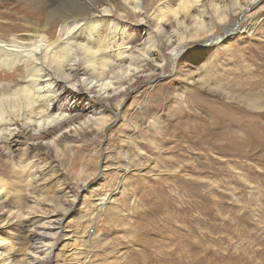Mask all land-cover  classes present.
Listing matches in <instances>:
<instances>
[{
    "label": "rangeland",
    "instance_id": "1",
    "mask_svg": "<svg viewBox=\"0 0 264 264\" xmlns=\"http://www.w3.org/2000/svg\"><path fill=\"white\" fill-rule=\"evenodd\" d=\"M146 1L154 4L152 14L168 0ZM20 2L0 0V37ZM260 7L252 33L237 28L221 50L195 41L178 57L180 49L163 50L171 65L163 63L161 77L150 81L149 74L139 75L120 111L103 103L113 107L108 115L119 114L106 132L64 131L59 149L16 138L14 159L23 158V166L33 163L38 176L30 183L9 163L0 171L6 187L0 252L20 263L38 257L30 225L77 196L51 264H165L154 251L169 253L177 241L187 257L184 264H264V2ZM145 27L132 26L127 43L147 38ZM210 62L226 90L254 98L259 107L200 86L197 74ZM65 102L79 110L74 114H89L80 110L88 108L89 95ZM123 116L133 119L137 132L123 125ZM5 160L0 150V163ZM126 166L131 172L125 173ZM116 189L113 203L96 217L99 200ZM13 212L34 214L25 220Z\"/></svg>",
    "mask_w": 264,
    "mask_h": 264
},
{
    "label": "bare ground",
    "instance_id": "2",
    "mask_svg": "<svg viewBox=\"0 0 264 264\" xmlns=\"http://www.w3.org/2000/svg\"><path fill=\"white\" fill-rule=\"evenodd\" d=\"M19 1L20 4L12 8L16 11L14 18L4 23V36L0 37V150L6 159L0 163V171L5 173L9 163L13 169L25 173L30 183L36 182L38 171L33 163L23 166V158L14 159L16 138L25 136L59 149L64 131L106 132L119 120V114L110 116L108 113L113 107L120 111L134 80L147 73L149 80L155 81L164 72L163 63L166 67L171 65L163 50L180 49L176 53L178 57L193 41L201 42L207 49L221 50V43L237 28L241 29L240 34L252 33L259 23L260 5L264 2L179 0L172 6L173 0H168L165 3L168 6L162 4L164 7L159 6L150 14L153 3L147 4L146 0ZM134 18L135 22H130ZM135 25L146 26L150 33L131 46L127 42ZM218 30L226 32L218 33ZM215 69L212 62L202 66L203 74H197L200 86L228 99H240L254 109L259 107L254 98L226 90L220 80L221 73L212 72ZM82 94L89 95L88 108L80 109L89 111L87 115L74 114L79 110L65 102L69 98L77 100ZM174 97L179 103L182 100L180 92ZM103 103H111L113 107H105ZM132 120L123 116V125L133 134L138 128ZM152 124L155 130L159 129V124ZM129 146H134L132 138H129ZM124 171L131 172L130 166ZM3 173L0 172L1 204L6 199ZM117 191L99 200L96 217L113 203ZM76 201L77 196H74L72 200H64L61 208L52 206L48 218L30 225L28 231L38 257L26 258L20 263L0 252V264H51L53 250L64 238L62 224ZM12 214L28 220L34 213ZM187 246L197 250L195 243ZM183 251L177 241L169 253L160 249L154 251V258L165 264H184L187 257Z\"/></svg>",
    "mask_w": 264,
    "mask_h": 264
}]
</instances>
